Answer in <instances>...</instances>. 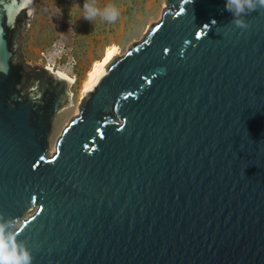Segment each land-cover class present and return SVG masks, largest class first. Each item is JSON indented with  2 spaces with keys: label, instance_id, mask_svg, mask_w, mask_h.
Here are the masks:
<instances>
[{
  "label": "water",
  "instance_id": "obj_1",
  "mask_svg": "<svg viewBox=\"0 0 264 264\" xmlns=\"http://www.w3.org/2000/svg\"><path fill=\"white\" fill-rule=\"evenodd\" d=\"M50 149L71 82L0 0V224L31 264H264V8L164 0Z\"/></svg>",
  "mask_w": 264,
  "mask_h": 264
},
{
  "label": "rangeland",
  "instance_id": "obj_2",
  "mask_svg": "<svg viewBox=\"0 0 264 264\" xmlns=\"http://www.w3.org/2000/svg\"><path fill=\"white\" fill-rule=\"evenodd\" d=\"M85 0H36V10L24 32L22 54L30 66L44 67L47 58L53 67L62 69L76 79L72 86V107L61 113L55 124L53 143L56 145L62 131L74 116L81 97L82 82L93 62L100 59L104 49L114 45L122 56L139 42L149 27L161 19L166 9L164 0H87L103 7L115 5L120 16L114 22L96 17L82 18ZM77 114V115H78Z\"/></svg>",
  "mask_w": 264,
  "mask_h": 264
},
{
  "label": "clouds",
  "instance_id": "obj_3",
  "mask_svg": "<svg viewBox=\"0 0 264 264\" xmlns=\"http://www.w3.org/2000/svg\"><path fill=\"white\" fill-rule=\"evenodd\" d=\"M260 8H264V0H225V9L234 17L232 22L241 28L247 27L244 20L239 18L241 14H247ZM98 16L111 23L118 19L120 11L113 4L101 7L97 3H89L85 0L82 18L93 21ZM16 235L18 233H6L5 226L0 224V264H31L30 253L17 243Z\"/></svg>",
  "mask_w": 264,
  "mask_h": 264
},
{
  "label": "bare ground",
  "instance_id": "obj_4",
  "mask_svg": "<svg viewBox=\"0 0 264 264\" xmlns=\"http://www.w3.org/2000/svg\"><path fill=\"white\" fill-rule=\"evenodd\" d=\"M122 53L120 52L119 48L111 45L108 46L104 49L102 56L100 57L99 60L93 62L91 65L90 70L87 72L83 82H82V89H81V97L84 98L89 90L91 89L92 85L95 83L97 80L98 76L101 74L103 69L116 57H121ZM49 71L55 72L63 77H65L67 80H69L71 84V89L72 86L76 84V79L69 75L66 71L62 69H56L53 67L52 60L50 58H47V64L44 65ZM78 110L76 111L74 116H77ZM59 119V118H57ZM59 120H57L58 122ZM55 128V126H54ZM54 134V132H53ZM52 140V139H51ZM56 145L53 143V141H50V149L51 152H55Z\"/></svg>",
  "mask_w": 264,
  "mask_h": 264
}]
</instances>
